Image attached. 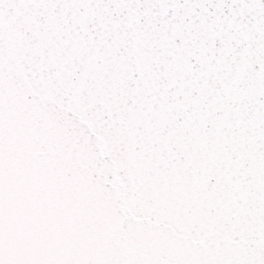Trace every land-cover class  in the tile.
Returning a JSON list of instances; mask_svg holds the SVG:
<instances>
[{"label": "snow or ice", "instance_id": "snow-or-ice-1", "mask_svg": "<svg viewBox=\"0 0 264 264\" xmlns=\"http://www.w3.org/2000/svg\"><path fill=\"white\" fill-rule=\"evenodd\" d=\"M0 264H264V0H0Z\"/></svg>", "mask_w": 264, "mask_h": 264}]
</instances>
